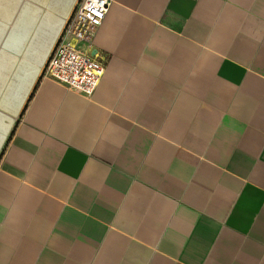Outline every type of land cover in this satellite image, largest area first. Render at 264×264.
I'll return each mask as SVG.
<instances>
[{
  "label": "crops",
  "instance_id": "0c3cea01",
  "mask_svg": "<svg viewBox=\"0 0 264 264\" xmlns=\"http://www.w3.org/2000/svg\"><path fill=\"white\" fill-rule=\"evenodd\" d=\"M76 1L0 0V264H264V0H112L90 96Z\"/></svg>",
  "mask_w": 264,
  "mask_h": 264
},
{
  "label": "built area",
  "instance_id": "2783aa9c",
  "mask_svg": "<svg viewBox=\"0 0 264 264\" xmlns=\"http://www.w3.org/2000/svg\"><path fill=\"white\" fill-rule=\"evenodd\" d=\"M112 0H77L42 66L41 77L90 96L104 73L103 61L89 52L93 35Z\"/></svg>",
  "mask_w": 264,
  "mask_h": 264
}]
</instances>
